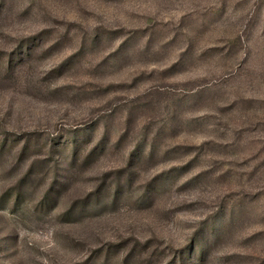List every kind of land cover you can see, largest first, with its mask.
Segmentation results:
<instances>
[{"label": "rangeland", "instance_id": "rangeland-1", "mask_svg": "<svg viewBox=\"0 0 264 264\" xmlns=\"http://www.w3.org/2000/svg\"><path fill=\"white\" fill-rule=\"evenodd\" d=\"M0 264H264V0H0Z\"/></svg>", "mask_w": 264, "mask_h": 264}]
</instances>
